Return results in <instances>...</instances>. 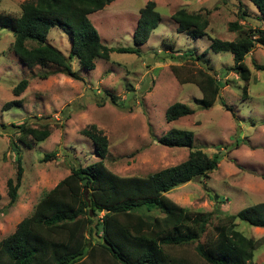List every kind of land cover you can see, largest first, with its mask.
Returning a JSON list of instances; mask_svg holds the SVG:
<instances>
[{"label":"rangeland","instance_id":"obj_1","mask_svg":"<svg viewBox=\"0 0 264 264\" xmlns=\"http://www.w3.org/2000/svg\"><path fill=\"white\" fill-rule=\"evenodd\" d=\"M24 1L0 0V12L19 16ZM148 1L114 0L90 14L103 44L135 46L140 9ZM153 1L161 20L141 45L142 55L113 52L109 60L98 59L94 70L83 68L73 57L71 64L79 79L57 73L59 68L53 64L27 67L10 48L12 29L0 26V239L13 233L73 166H86L100 159L92 140L82 134L92 125L108 137L110 148L104 162L120 176H147L183 162L190 149L168 147L155 138L173 128L194 131L195 146L203 147L211 157L219 154L222 160L208 177L167 193L184 207L230 214L264 202V47L257 45L246 56V79L229 70L234 65L233 54L215 52L209 39L234 40L238 33L229 30V23L237 20L245 23L246 30L264 27L258 8L250 0ZM182 8L203 13L210 10L207 36L194 38L189 31H178L172 15ZM239 9L246 11L245 20ZM47 42L70 55V36L59 26L51 28ZM188 52L194 57L207 54L194 59L188 57ZM171 65H186L182 70L185 75L210 69L223 84L214 105L201 108L197 102L203 96L201 89L196 84H181ZM42 74L48 77L41 78ZM24 78L28 79V87L16 96L13 89ZM14 100L21 104L4 110L5 104ZM176 102L189 105L195 112L167 122V109ZM37 121H49L51 135L32 148L20 145L24 173L18 200L10 205L7 182L15 181L18 173L16 152L10 144L11 139L17 141L14 125L28 122L36 126ZM52 152L57 155L44 161L45 155ZM237 227L255 238L256 264H264V228L241 220Z\"/></svg>","mask_w":264,"mask_h":264},{"label":"trees","instance_id":"obj_2","mask_svg":"<svg viewBox=\"0 0 264 264\" xmlns=\"http://www.w3.org/2000/svg\"><path fill=\"white\" fill-rule=\"evenodd\" d=\"M113 1L25 0L19 16L0 12V26L12 29L10 48L27 67L53 64L59 68L57 73L79 79L71 64L73 57L83 68L94 70L98 59L109 60L113 52L141 56V45L149 40L161 20L156 2L148 1L140 9L135 46L109 47L103 44L89 15ZM250 1L264 23V0ZM209 14L210 10L203 13L182 8L172 18L178 23L179 32L189 31L198 38L208 35ZM239 15L245 20L246 11L239 9ZM244 24L239 20L229 23V30L238 33L234 40L209 39L215 52L233 54L234 65L229 70L249 79L245 59L255 46L264 47V27L246 30ZM55 26L70 36L69 56L47 42ZM193 54L187 55L200 59L207 52L196 57ZM183 69L186 65H171L181 84L192 83L201 89L203 96L197 99L200 107H212L223 88L221 81L210 69L187 75ZM47 77L48 74L41 75ZM28 84V79H22L14 87V94L21 95ZM111 98L116 104V98ZM20 104V100L10 101L4 110ZM194 112L189 105L176 102L167 109L165 118L172 122ZM35 125H14L18 129L17 141L11 139L10 144L16 152L18 173L15 181L7 182L10 205L18 200L24 173L20 145L32 148L51 135L49 121H37ZM82 134L92 140L100 159L86 166H73L70 174L42 196L15 231L0 239V264H256V240L239 230L237 221L264 228V202L236 213L220 214L218 210H191L167 195L180 185L208 177L222 160L219 154L211 157L203 147L195 146L194 131L173 128L155 138L160 144L187 147L190 152L183 162L147 176L113 173L104 162L110 148L108 137L96 125L83 129ZM56 155L48 153L43 160Z\"/></svg>","mask_w":264,"mask_h":264}]
</instances>
